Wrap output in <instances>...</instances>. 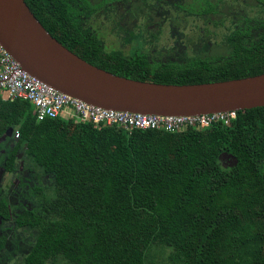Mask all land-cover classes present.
Returning a JSON list of instances; mask_svg holds the SVG:
<instances>
[{
	"label": "trees",
	"instance_id": "obj_1",
	"mask_svg": "<svg viewBox=\"0 0 264 264\" xmlns=\"http://www.w3.org/2000/svg\"><path fill=\"white\" fill-rule=\"evenodd\" d=\"M232 1L240 10L251 2L264 5ZM25 2L65 47L121 76L197 83L264 72V18L240 14L213 43L216 52L196 49L182 62L155 61L140 38L126 51L110 45L116 42H109L107 29L85 26L102 8L114 11L118 1ZM228 2L175 4L216 26ZM145 4L130 5L128 16L154 15ZM0 139L6 172L25 154L52 183V196L33 185L38 208L16 215L19 226L37 229L21 264H145L153 244L170 248L173 264H264V106L236 110L227 124L168 131L74 116L38 119L28 100L0 94ZM0 216L9 218L3 197Z\"/></svg>",
	"mask_w": 264,
	"mask_h": 264
},
{
	"label": "water",
	"instance_id": "obj_2",
	"mask_svg": "<svg viewBox=\"0 0 264 264\" xmlns=\"http://www.w3.org/2000/svg\"><path fill=\"white\" fill-rule=\"evenodd\" d=\"M0 43L29 74L106 109L201 115L264 106V72L197 83H161L93 65L52 36L25 0H0Z\"/></svg>",
	"mask_w": 264,
	"mask_h": 264
},
{
	"label": "rangeland",
	"instance_id": "obj_3",
	"mask_svg": "<svg viewBox=\"0 0 264 264\" xmlns=\"http://www.w3.org/2000/svg\"><path fill=\"white\" fill-rule=\"evenodd\" d=\"M89 1L96 5L104 0ZM115 1H118L115 3L116 11H105L102 8L85 20V26L92 24L98 31L107 29L110 32L109 42H116L110 45L122 46L126 51H131L132 49L128 48L132 47L136 38H140L148 47L149 56L155 61L182 62L196 49L200 53L216 52L219 49H214L213 43L232 29L236 17L240 14L245 13L253 19L264 18V5L251 2L250 7L240 10L237 5L232 4V0H229L226 7L220 9L222 25L205 24L202 18L182 10L175 4L180 2L204 8L207 0H146L145 10L149 12L153 8L155 17L142 13L132 18L128 16L131 9L127 8L136 2L140 3V0H132V4H126V0ZM138 11L136 5L135 13ZM4 151L0 146V198L3 197L8 203L9 218L3 219L0 216V264H21L23 254L28 251L37 235V229L19 226L15 221L16 215L24 207L38 208L40 199L32 194L33 185L44 186L46 195L52 196V183L51 178L44 175L41 168L32 164L25 154H21L17 159L13 171L6 172L1 160ZM170 251L168 247L151 245L145 264H173L168 258ZM54 264L68 263L58 259Z\"/></svg>",
	"mask_w": 264,
	"mask_h": 264
},
{
	"label": "built area",
	"instance_id": "obj_4",
	"mask_svg": "<svg viewBox=\"0 0 264 264\" xmlns=\"http://www.w3.org/2000/svg\"><path fill=\"white\" fill-rule=\"evenodd\" d=\"M0 94L23 98L35 106L38 119L47 116L76 117L95 123L119 124L125 128L180 131L190 125L205 127L216 121L227 124L236 110L201 115H157L118 111L89 104L63 93L26 72L0 43ZM17 135V134H16Z\"/></svg>",
	"mask_w": 264,
	"mask_h": 264
}]
</instances>
